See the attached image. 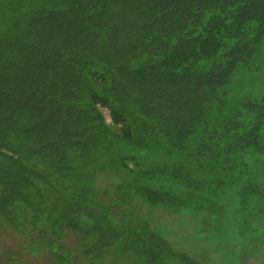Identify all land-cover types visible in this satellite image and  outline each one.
I'll list each match as a JSON object with an SVG mask.
<instances>
[{
    "label": "trees",
    "instance_id": "1",
    "mask_svg": "<svg viewBox=\"0 0 264 264\" xmlns=\"http://www.w3.org/2000/svg\"><path fill=\"white\" fill-rule=\"evenodd\" d=\"M0 228L50 264H264V0H0Z\"/></svg>",
    "mask_w": 264,
    "mask_h": 264
},
{
    "label": "rangeland",
    "instance_id": "2",
    "mask_svg": "<svg viewBox=\"0 0 264 264\" xmlns=\"http://www.w3.org/2000/svg\"><path fill=\"white\" fill-rule=\"evenodd\" d=\"M105 120L107 122L110 121V116L107 112V110H102ZM1 232L3 234V239L7 244V247H11L13 249V251H17L19 253V248H21V238L18 237L17 235L13 234L12 232H9L7 230H4L2 228ZM1 236V235H0ZM21 253H19V255L17 256L19 259L26 261V264H50L49 261L46 259H44V257L42 258H34L32 256H28L25 253H23L22 251H20ZM4 264V263H3Z\"/></svg>",
    "mask_w": 264,
    "mask_h": 264
}]
</instances>
